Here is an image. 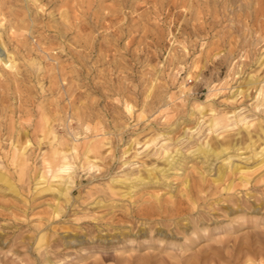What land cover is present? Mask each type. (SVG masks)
<instances>
[{"label": "rangeland", "instance_id": "rangeland-1", "mask_svg": "<svg viewBox=\"0 0 264 264\" xmlns=\"http://www.w3.org/2000/svg\"><path fill=\"white\" fill-rule=\"evenodd\" d=\"M125 1L0 0V264H264V0Z\"/></svg>", "mask_w": 264, "mask_h": 264}, {"label": "bare ground", "instance_id": "bare-ground-1", "mask_svg": "<svg viewBox=\"0 0 264 264\" xmlns=\"http://www.w3.org/2000/svg\"><path fill=\"white\" fill-rule=\"evenodd\" d=\"M136 1V0H135ZM195 1V0H194ZM125 0H118V6H121L123 7L124 4H125ZM129 3V2H128ZM136 3V2H134ZM154 3V2H153ZM159 3V1L157 2ZM149 4V3H148ZM71 5V4H70ZM202 5V4H201ZM156 6V5H155ZM177 7V6H176ZM151 9V8H150ZM149 9V10H150ZM95 10V9H94ZM115 10V9H114ZM117 10V9H116ZM134 10V9H133ZM132 10V11H133ZM111 11V10H110ZM151 11V10H150ZM158 11V10H157ZM180 11V10H179ZM114 12V11H113ZM69 13V12H68ZM135 13V12H134ZM161 13V12H160ZM124 14V13H123ZM140 14V13H139ZM155 15V14H154ZM115 16V15H114ZM144 16V15H143ZM140 17V16H138ZM123 18V17H122ZM2 19V18H1ZM139 19V18H138ZM169 19V18H168ZM4 20V18H3ZM172 20V19H171ZM6 24V23H5ZM0 26L3 28L4 30V25H3V21L1 22L0 20ZM4 26V27H3ZM63 26V25H62ZM9 27V26H8ZM7 27V28H8ZM117 28V27H116ZM6 30V29H5ZM124 30V29H123ZM1 31V30H0ZM7 31V30H6ZM11 35V34H10ZM11 40V39H10ZM5 42V41H4ZM3 42V39H2V34L0 32V63L3 64L4 66H7L9 67V69L13 68V66H11V62L9 59V55L7 57V51H6V47H5V44ZM27 48V47H26ZM25 48V49H26ZM28 51V49H26ZM25 50V51H26ZM107 51V50H106ZM26 53V52H25ZM21 56V55H20ZM13 74V73H12ZM11 74V75H12ZM6 78V77H5ZM8 79V78H7ZM18 80L17 79V76L13 74V76L11 77V81L13 80ZM8 80V81H10ZM15 84V83H14ZM4 87V86H3ZM16 86H14L15 88ZM9 89V88H8ZM201 118V117H199ZM209 126L211 127L213 124H215L216 120L215 119H209ZM224 141V140H223ZM223 141H218L217 143H222ZM89 143V142H88ZM163 147V146H162ZM74 150H76L75 147H73ZM97 148L96 147H91V145L87 146L83 151H82V154L83 155H86L88 152H91V151H95ZM164 154L163 156V161L162 162H165L164 166L161 167V168H158L157 165H148L144 168V171L146 172L145 175L143 174H137L135 175V177L131 180H127V179H122L121 180H118V183L119 185H122L123 183L125 184V181H128V184H126L125 186L129 187V188H134V187H138L140 185H143V186H147V185H151V184H157L158 186H166V183H165V180L164 178L167 177V174L169 173L168 171L170 170H178V169H182V167L186 164L185 162V159L183 158L184 156H182V154H175V156H171L170 154H168L167 152V149L166 148H163V151ZM213 152V151H212ZM217 152V151H216ZM214 153V156L218 157L219 153L221 152H217V153ZM55 153V156L56 158H60V159H63V160H66L67 156L63 154V152H61V150L57 151L56 149V152ZM158 153V152H157ZM198 153V152H197ZM204 154V153H203ZM207 154V153H206ZM76 155V154H75ZM161 155V154H160ZM193 155V154H192ZM202 155V154H201ZM153 155H150V160H152V157ZM203 156V155H202ZM207 156V155H206ZM149 158V157H148ZM184 159V160H183ZM264 161V160H261V162ZM144 164V163H143ZM146 165V164H145ZM63 167V166H62ZM150 167V168H148ZM167 167V168H166ZM227 171H231V172H242L241 171V167L238 165V164H235L231 161H228L227 164L225 165H221L219 166L217 169H216V172L214 174V177L212 178L211 182L212 183H218L219 182H223L224 181V178H225V173ZM132 174V173H131ZM130 175V174H129ZM126 176V175H125ZM134 176V175H133ZM1 177V176H0ZM127 177H129L127 175ZM2 178V177H1ZM203 179H204V176L203 174L201 173V177L199 180H197L195 183H193L192 187L190 188V183L189 181L186 179L184 181V186H185V189H189V191H191L192 188H196L197 192H201L202 191V188H203ZM62 182V181H61ZM63 183V182H62ZM224 183V182H223ZM229 185H231L230 183L225 187L224 186V190L227 191L230 187ZM67 188H69V184L66 186V188L64 187H58L56 190L57 192L61 195V194H64L63 190H67ZM66 196V195H64ZM196 199V198H195ZM194 199V201H195ZM155 201L156 203L155 204H152L150 206H147L146 208L142 209L139 214L140 215H145V216H152L154 214H160V212H164L166 214H172V215H177L181 212V209L179 207H160V205H158L160 203V200H159V197L158 196H155ZM237 207H240L239 205ZM44 237V235L42 236ZM42 237H40L38 240H40ZM247 238V237H246ZM74 240V239H73ZM71 241V240H70ZM225 242V241H224ZM195 243L194 240L192 239H187L186 243L184 244V249L181 250L183 254H185L187 252L188 249L191 248V245H193ZM221 244V243H220ZM252 245V242H249V240H245L244 242H242V244L238 247V251L239 252H243L244 250H246L245 253H249V247ZM235 247V246H234ZM218 249H221V248H218V247H209L207 249V251L203 254L201 252L199 253H195L191 258H194L192 261H194L193 264H198L200 262V258H221L222 256L219 255V250ZM177 257L179 258H185L184 256H180V255H176ZM176 257V258H177ZM130 258H133V257H130ZM140 258H159V257H156V256H142ZM160 258H163V257H160ZM167 258H175L173 255H167ZM223 258V257H222ZM228 258V256L226 257ZM249 258V257H248ZM145 261V260H144ZM202 261V260H201ZM145 263H148L147 261ZM141 264H144V262H142ZM203 264H213V261H211L210 259H207V260H204Z\"/></svg>", "mask_w": 264, "mask_h": 264}]
</instances>
